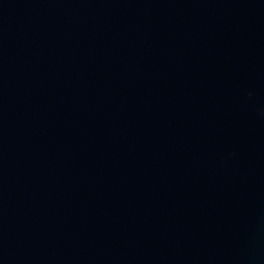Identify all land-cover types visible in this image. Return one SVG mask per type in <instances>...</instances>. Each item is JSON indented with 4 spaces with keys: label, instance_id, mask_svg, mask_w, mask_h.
Returning a JSON list of instances; mask_svg holds the SVG:
<instances>
[{
    "label": "water",
    "instance_id": "water-1",
    "mask_svg": "<svg viewBox=\"0 0 264 264\" xmlns=\"http://www.w3.org/2000/svg\"><path fill=\"white\" fill-rule=\"evenodd\" d=\"M0 264H264V0H0Z\"/></svg>",
    "mask_w": 264,
    "mask_h": 264
}]
</instances>
